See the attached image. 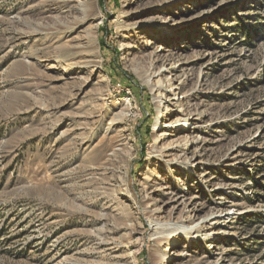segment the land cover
<instances>
[{"label":"rangeland","instance_id":"1","mask_svg":"<svg viewBox=\"0 0 264 264\" xmlns=\"http://www.w3.org/2000/svg\"><path fill=\"white\" fill-rule=\"evenodd\" d=\"M0 264H264V0H0Z\"/></svg>","mask_w":264,"mask_h":264},{"label":"bare ground","instance_id":"2","mask_svg":"<svg viewBox=\"0 0 264 264\" xmlns=\"http://www.w3.org/2000/svg\"><path fill=\"white\" fill-rule=\"evenodd\" d=\"M79 8L80 9H76L81 12V17L79 18V21H82L84 20V18H87L89 16L92 10V6L90 2H86V4H83V6H80ZM76 22L78 21H74L73 24H75Z\"/></svg>","mask_w":264,"mask_h":264}]
</instances>
